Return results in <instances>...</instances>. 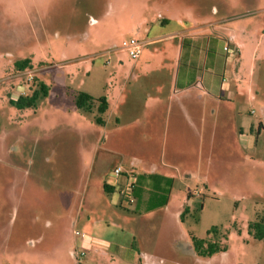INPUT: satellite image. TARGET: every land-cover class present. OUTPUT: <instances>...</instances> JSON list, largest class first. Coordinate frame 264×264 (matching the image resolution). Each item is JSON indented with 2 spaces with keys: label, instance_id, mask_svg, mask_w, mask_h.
Instances as JSON below:
<instances>
[{
  "label": "rangeland",
  "instance_id": "1",
  "mask_svg": "<svg viewBox=\"0 0 264 264\" xmlns=\"http://www.w3.org/2000/svg\"><path fill=\"white\" fill-rule=\"evenodd\" d=\"M178 1L190 10L202 6L209 11L215 4L218 14L226 5L233 25L264 37V0ZM165 5V0H0V234L9 236L15 264H82L70 251L80 237L72 229L82 232V223L72 227L70 218L100 128L94 113L77 111L74 96L107 97L113 86L120 88L129 75L126 66L134 61L122 41L142 39L141 19L174 11ZM252 48L248 44L244 53ZM257 50L253 79L260 83V94L244 105V113L253 117L260 115L256 101L264 104V42ZM21 58H30L31 66L20 71L14 62ZM38 81L48 86V94L36 107L10 104L19 94L31 93ZM260 131H253V146L242 147L243 159L233 155L219 162L218 173L208 181L197 177L188 185L195 199L183 230L200 238L213 226L226 233L223 244L231 264H264V235L254 238L247 228L254 221L264 224ZM100 158L103 169L110 161ZM48 222L51 227L56 222L57 239L38 240L49 233Z\"/></svg>",
  "mask_w": 264,
  "mask_h": 264
},
{
  "label": "crops",
  "instance_id": "2",
  "mask_svg": "<svg viewBox=\"0 0 264 264\" xmlns=\"http://www.w3.org/2000/svg\"><path fill=\"white\" fill-rule=\"evenodd\" d=\"M165 1L174 11L141 19L143 49L126 66L129 75L120 88L113 86L106 97L105 122L83 167L86 181L70 218L72 227L82 223L85 234L70 245V251L85 249L82 264H231L226 249L197 255L182 222L195 199L191 179L208 181L219 162L233 155L243 159L242 147L255 144L253 131L264 130L263 103L256 101L259 116L244 113L245 103L260 94L253 77L264 37L233 25L225 4L218 14L215 4L205 11ZM225 45L239 51L227 53ZM123 68L121 61L120 73ZM99 157L110 161L107 167L100 168ZM116 166L122 173L109 180ZM129 173L135 175L130 205L118 193ZM184 207L188 212L181 218ZM47 224L49 233L38 240L57 239L56 222ZM8 237L0 234V264H15Z\"/></svg>",
  "mask_w": 264,
  "mask_h": 264
},
{
  "label": "trees",
  "instance_id": "3",
  "mask_svg": "<svg viewBox=\"0 0 264 264\" xmlns=\"http://www.w3.org/2000/svg\"><path fill=\"white\" fill-rule=\"evenodd\" d=\"M31 66L30 58H21L14 62V67L17 70H24ZM48 94V86L42 81L37 82V87L31 93H21L16 98L10 99L9 102L18 109L34 108L38 100L44 98ZM74 104L79 113H94L93 121L101 126L104 124L105 115L109 109V104L106 97L94 98L92 95L85 92H78L74 96ZM95 110V112H93ZM105 192H111L108 185L104 184ZM188 212V208L184 207L182 216ZM248 233L254 238L261 239L264 235V224L262 221L250 222L247 225ZM207 236L200 238L191 235L193 248L197 255L206 257L211 256L216 252L225 251V245L221 242V237L226 238V233H221L220 230L213 226L207 231Z\"/></svg>",
  "mask_w": 264,
  "mask_h": 264
},
{
  "label": "built area",
  "instance_id": "4",
  "mask_svg": "<svg viewBox=\"0 0 264 264\" xmlns=\"http://www.w3.org/2000/svg\"><path fill=\"white\" fill-rule=\"evenodd\" d=\"M143 46H144V41L141 39L139 40L135 37H130L122 41V47L126 50L128 56L132 60H136L139 57L143 49ZM224 50L227 53H237L239 51V47L238 46L229 47L228 45H225ZM121 173H122V168L120 166H116L113 169H111V171L108 173V178L109 180L116 181ZM134 181H135V175L133 173H129L126 176V182L118 190L121 201L128 205L132 204L135 201L132 194V187ZM74 234L80 236L85 235L79 230H74ZM74 253L77 261L79 262L85 255V249L82 247L81 248L77 247L75 248Z\"/></svg>",
  "mask_w": 264,
  "mask_h": 264
}]
</instances>
